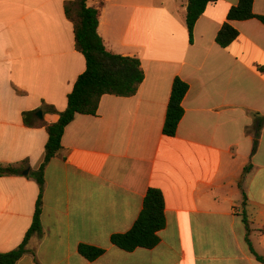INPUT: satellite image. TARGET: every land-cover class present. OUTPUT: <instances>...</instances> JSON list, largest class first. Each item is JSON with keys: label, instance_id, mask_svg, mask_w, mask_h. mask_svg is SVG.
<instances>
[{"label": "crops", "instance_id": "obj_1", "mask_svg": "<svg viewBox=\"0 0 264 264\" xmlns=\"http://www.w3.org/2000/svg\"><path fill=\"white\" fill-rule=\"evenodd\" d=\"M68 1L0 0V165L20 169L0 177V254L18 248L32 224L40 190L30 174L44 162L46 126L86 69ZM238 1L208 4L190 44L188 0H87L100 10L106 50L138 59L144 80L134 96L105 95L95 116L76 115L65 128L44 167L42 233L17 264H263L245 239L264 258V124L252 155L253 114L264 116V26L233 21L238 38L216 43ZM253 13L264 16V0H254ZM176 77L188 91L167 137ZM27 112L42 113L36 126L23 124ZM149 188L165 202L159 244L124 252L110 237L131 229ZM80 244L105 253L88 262Z\"/></svg>", "mask_w": 264, "mask_h": 264}, {"label": "trees", "instance_id": "obj_2", "mask_svg": "<svg viewBox=\"0 0 264 264\" xmlns=\"http://www.w3.org/2000/svg\"><path fill=\"white\" fill-rule=\"evenodd\" d=\"M216 1L188 0L185 23L190 44L193 41L195 23L204 13L206 6ZM86 2L87 0H71L65 2L63 6L65 17L73 25L75 48L84 57L86 69L77 78L72 91L67 96V107L65 111L58 114V121L46 126L48 139L45 145L44 162L38 171L30 174L40 190L35 205L33 221L21 245L13 251L0 254V264H17L27 253V244L30 238L42 233L41 212L44 167L51 159L59 155L62 149L61 139L65 128L73 121L76 115L95 116L99 102L105 95L125 98L134 96L144 80V73L138 59L114 55L106 50L97 31L100 10L88 7ZM253 3L254 0H239L238 4L229 10L226 18L227 21L222 25L216 36L218 46L226 48L238 38V31L230 24L233 21L256 19L264 26V16H258L253 13ZM187 91L188 84L176 77L172 83L162 128L164 136H175L184 114L182 101ZM44 110L49 113L56 112L52 106H46ZM35 114L36 112L23 114L22 121L26 127L37 125L34 118ZM253 118L252 155L257 150L258 140L264 124V116L253 114ZM249 169L250 167H246L244 174L248 173ZM19 173L20 169L17 166L0 165V177L17 175ZM243 223L248 233V221L245 216H243ZM165 226V202L163 194L159 189L149 188L143 200L142 210L131 229L123 234L112 235L110 243L127 253H131L136 249L151 250L159 244L158 233ZM245 241L256 261L264 264V258L255 253L247 237ZM77 250L79 255L88 262L97 260L105 253V250L102 248L85 244H80Z\"/></svg>", "mask_w": 264, "mask_h": 264}, {"label": "water", "instance_id": "obj_3", "mask_svg": "<svg viewBox=\"0 0 264 264\" xmlns=\"http://www.w3.org/2000/svg\"><path fill=\"white\" fill-rule=\"evenodd\" d=\"M36 116L41 119L42 118V113L38 112V113H36ZM24 174H27V172H25Z\"/></svg>", "mask_w": 264, "mask_h": 264}]
</instances>
